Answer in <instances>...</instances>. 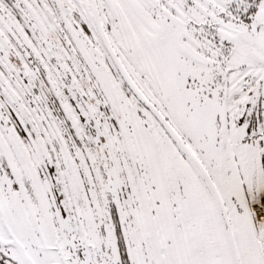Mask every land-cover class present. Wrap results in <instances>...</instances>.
I'll list each match as a JSON object with an SVG mask.
<instances>
[{"label":"snow or ice","instance_id":"1","mask_svg":"<svg viewBox=\"0 0 264 264\" xmlns=\"http://www.w3.org/2000/svg\"><path fill=\"white\" fill-rule=\"evenodd\" d=\"M0 264H264V0H0Z\"/></svg>","mask_w":264,"mask_h":264}]
</instances>
